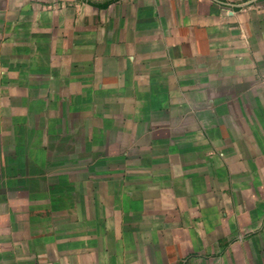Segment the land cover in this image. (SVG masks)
<instances>
[{"label": "crops", "instance_id": "1", "mask_svg": "<svg viewBox=\"0 0 264 264\" xmlns=\"http://www.w3.org/2000/svg\"><path fill=\"white\" fill-rule=\"evenodd\" d=\"M0 264H264V0H0Z\"/></svg>", "mask_w": 264, "mask_h": 264}]
</instances>
